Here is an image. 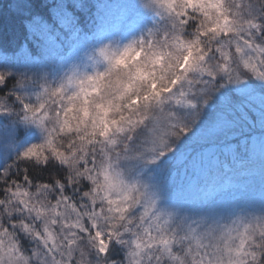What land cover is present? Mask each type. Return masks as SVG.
<instances>
[{"label":"snow or ice","instance_id":"obj_1","mask_svg":"<svg viewBox=\"0 0 264 264\" xmlns=\"http://www.w3.org/2000/svg\"><path fill=\"white\" fill-rule=\"evenodd\" d=\"M0 40V264H264V0H0Z\"/></svg>","mask_w":264,"mask_h":264},{"label":"trees","instance_id":"obj_2","mask_svg":"<svg viewBox=\"0 0 264 264\" xmlns=\"http://www.w3.org/2000/svg\"><path fill=\"white\" fill-rule=\"evenodd\" d=\"M35 3L37 5L42 6L45 3V0H35ZM17 31L20 32L22 36V32L19 29V27L17 28ZM17 46H18V41L5 42V41L0 40V56L7 55L11 57L14 53V50L17 48Z\"/></svg>","mask_w":264,"mask_h":264},{"label":"rangeland","instance_id":"obj_3","mask_svg":"<svg viewBox=\"0 0 264 264\" xmlns=\"http://www.w3.org/2000/svg\"><path fill=\"white\" fill-rule=\"evenodd\" d=\"M112 2H117V0H112Z\"/></svg>","mask_w":264,"mask_h":264}]
</instances>
